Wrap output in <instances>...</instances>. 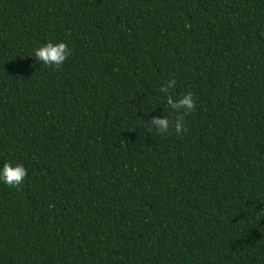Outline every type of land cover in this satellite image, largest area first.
I'll return each instance as SVG.
<instances>
[{
    "label": "trees",
    "instance_id": "1",
    "mask_svg": "<svg viewBox=\"0 0 264 264\" xmlns=\"http://www.w3.org/2000/svg\"><path fill=\"white\" fill-rule=\"evenodd\" d=\"M6 162L0 264H264V0H0Z\"/></svg>",
    "mask_w": 264,
    "mask_h": 264
},
{
    "label": "clouds",
    "instance_id": "2",
    "mask_svg": "<svg viewBox=\"0 0 264 264\" xmlns=\"http://www.w3.org/2000/svg\"><path fill=\"white\" fill-rule=\"evenodd\" d=\"M72 55V49L64 42H49L36 49L34 53V57L37 61L55 70L62 69L65 62ZM176 84L177 80L173 78L159 89V92L167 97V106L173 110L174 115L172 118L169 116H164L163 118L154 116L147 122L151 125V127L147 129L148 133H152V131L155 130L159 135L165 136L173 131L177 135L186 134L188 132L185 126V117L196 110L195 94L189 91L179 98H174L170 90L174 89ZM27 176L28 171L22 164L13 166L11 163L6 162L2 170H0V181L12 188H19Z\"/></svg>",
    "mask_w": 264,
    "mask_h": 264
}]
</instances>
